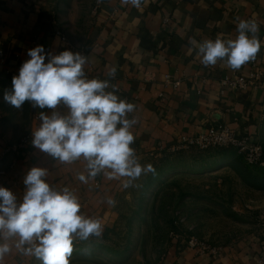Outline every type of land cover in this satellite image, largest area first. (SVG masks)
<instances>
[{
    "label": "crops",
    "instance_id": "1",
    "mask_svg": "<svg viewBox=\"0 0 264 264\" xmlns=\"http://www.w3.org/2000/svg\"><path fill=\"white\" fill-rule=\"evenodd\" d=\"M249 19L260 27L262 46L256 59L237 71L223 62L205 67L190 40L234 39L239 21ZM37 45L53 55L84 51L88 57L85 72H91L92 78L108 79L111 68L117 69L110 82L122 90L117 93L121 98L136 106L130 116L137 120L132 147L141 164H152L154 154L171 151L183 136L198 135L211 126H228L239 136L252 135L264 146V85L238 90L222 85L226 77L264 71V0H145L139 9L121 0H0V52L5 60L0 56V186L21 201L26 173L32 167L46 168L51 187L69 188L79 198L81 213L101 222L99 237L77 238L73 244L102 241L116 227L120 200L135 181L125 188L128 178L109 179L105 172L111 170L106 169L82 182L79 176H88L83 157L64 163L32 146L39 113L52 110L33 108L29 102L17 110L3 96L30 58L28 50ZM166 75L181 84L168 86ZM57 110L67 112L63 105ZM222 149H181L175 159L208 169L221 159L215 153ZM109 199L115 203L109 204ZM9 243L12 251L3 264L39 261ZM261 258L264 228L218 250H202L181 241L171 247L164 264H259Z\"/></svg>",
    "mask_w": 264,
    "mask_h": 264
},
{
    "label": "clouds",
    "instance_id": "2",
    "mask_svg": "<svg viewBox=\"0 0 264 264\" xmlns=\"http://www.w3.org/2000/svg\"><path fill=\"white\" fill-rule=\"evenodd\" d=\"M145 0H121L124 5L141 8ZM260 27L255 19L240 20L234 39L217 37L190 44L198 50L205 67L223 62L233 71L254 61L261 50ZM19 74L12 77L11 91L3 100L17 110L25 102L33 108L51 109L39 113V126L32 131L31 144L55 160L71 163L83 157L88 176L82 182L105 172L109 179L127 177L124 187L156 169L141 164L132 145V132L137 120L131 114L135 105L121 98L110 82L117 69L111 68L108 79L91 78L85 73L88 57L70 50L57 55L45 53L43 45L29 49ZM47 57V62L46 61ZM63 105L66 113L58 111ZM48 171L32 167L24 176L23 198L0 186V264L14 247L25 256L35 257L42 264H70L73 241L99 237V219L84 216L79 198L67 187L57 190L46 182ZM109 204H114L112 199Z\"/></svg>",
    "mask_w": 264,
    "mask_h": 264
},
{
    "label": "rangeland",
    "instance_id": "3",
    "mask_svg": "<svg viewBox=\"0 0 264 264\" xmlns=\"http://www.w3.org/2000/svg\"><path fill=\"white\" fill-rule=\"evenodd\" d=\"M176 153L154 154L157 174L125 192L119 223L102 241L73 244L70 264H164L181 241L222 247L264 228V159L250 165L225 148L205 169Z\"/></svg>",
    "mask_w": 264,
    "mask_h": 264
},
{
    "label": "built area",
    "instance_id": "4",
    "mask_svg": "<svg viewBox=\"0 0 264 264\" xmlns=\"http://www.w3.org/2000/svg\"><path fill=\"white\" fill-rule=\"evenodd\" d=\"M60 34V33H59ZM65 40L66 37L62 36ZM85 55L84 51L82 53ZM0 56L4 60V54L1 51ZM92 70V69H91ZM89 79L93 76L91 72H85ZM103 79V78H99ZM165 82L168 86L178 87L181 84L179 79L172 75L165 76ZM223 88H230L232 90L245 89L253 85H264V71H257L251 76H238L235 78L226 77L222 81ZM118 92L122 90L116 86ZM29 139L27 136L25 142ZM24 142V143H25ZM197 148L200 150H208L210 148H235L244 155L246 161L250 165H259L264 159V146L256 141L252 135L239 136L238 133L228 126H211L207 131L194 136H183L178 147L171 151H178L181 149ZM160 151L164 150L162 144H159ZM190 247L199 248L202 250H218V247H212L199 243L195 238L186 242ZM259 264H264V258H261Z\"/></svg>",
    "mask_w": 264,
    "mask_h": 264
}]
</instances>
